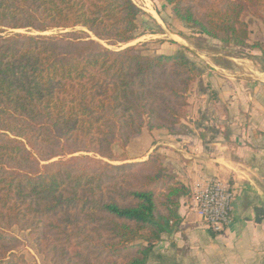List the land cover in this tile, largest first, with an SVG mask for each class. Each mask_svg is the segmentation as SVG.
I'll list each match as a JSON object with an SVG mask.
<instances>
[{
  "label": "trees",
  "instance_id": "obj_1",
  "mask_svg": "<svg viewBox=\"0 0 264 264\" xmlns=\"http://www.w3.org/2000/svg\"><path fill=\"white\" fill-rule=\"evenodd\" d=\"M165 2L193 35L264 59L242 20L264 23V0ZM143 14L134 0H0V264H27L13 227L46 258L59 241V264H147L181 223L190 190L163 156L121 150L143 129L172 132L203 71L130 45L158 34Z\"/></svg>",
  "mask_w": 264,
  "mask_h": 264
},
{
  "label": "crops",
  "instance_id": "obj_2",
  "mask_svg": "<svg viewBox=\"0 0 264 264\" xmlns=\"http://www.w3.org/2000/svg\"><path fill=\"white\" fill-rule=\"evenodd\" d=\"M217 68L226 74V68ZM246 69L232 73L239 84L228 77L218 81L226 115L223 133L181 136L186 148L154 135L152 147L164 146V166L190 191L204 178L228 181L236 190L232 224L220 234L211 233L196 216L201 229L189 225L190 198H184L181 223L162 235L147 264H264V71Z\"/></svg>",
  "mask_w": 264,
  "mask_h": 264
},
{
  "label": "rangeland",
  "instance_id": "obj_3",
  "mask_svg": "<svg viewBox=\"0 0 264 264\" xmlns=\"http://www.w3.org/2000/svg\"><path fill=\"white\" fill-rule=\"evenodd\" d=\"M134 1L144 12L140 20L141 29L158 32V34L145 35L138 38L130 45L147 42L145 46H140L138 48L144 54L148 55H175L182 53L193 62L197 68L201 69L204 74H202L203 77H199L189 89L187 99L188 105L185 107V114L180 124L174 126L171 129L172 132L166 129H154L150 132L143 129L139 135L135 136L129 144L121 150L128 159L127 163L145 161L153 151L161 154L165 159V155L161 151L164 146L156 147V150H152L155 144L154 139L157 137L160 142H175L181 145L180 147H183L185 143L182 138H180L181 136H203L202 134L205 135L208 133L210 135L218 131L223 133V127L226 129V124H224L226 122V115L223 105L220 104L222 101L217 96L218 81L229 78L228 80L234 83L236 80L231 79L232 73L234 71L237 72L239 69L244 72L243 69H246L247 66L259 70V72L264 71V59L258 50L225 46L216 40L193 35L184 24L172 18L170 6L166 4L165 0ZM262 14L264 16V12H262ZM242 20L246 22L249 27V47L253 43L263 42V21L250 14H245ZM156 25H159L161 30H158ZM208 65L216 67L210 68ZM217 66L226 68V74L225 72H221ZM238 73L240 72L238 71ZM235 84H239L238 81H236ZM229 96L232 95L227 94L226 97L229 98ZM184 147L186 148V146ZM142 155L145 156L144 159H136ZM187 207L189 209L187 210L190 219L188 222L189 225L201 229L200 227H202V225L191 211L190 204H188ZM12 234L20 240V245L17 250L24 255L27 264H59L61 258L59 250L62 248L59 241H51L50 246L47 248L50 254L49 257L46 258L44 256L45 254L40 252L27 231H19L16 227H13ZM50 239H52V237H50ZM66 261H73V263L76 261L71 250H68Z\"/></svg>",
  "mask_w": 264,
  "mask_h": 264
},
{
  "label": "built area",
  "instance_id": "obj_4",
  "mask_svg": "<svg viewBox=\"0 0 264 264\" xmlns=\"http://www.w3.org/2000/svg\"><path fill=\"white\" fill-rule=\"evenodd\" d=\"M191 211L213 234L222 233L233 222L236 190L219 177L195 181L190 191Z\"/></svg>",
  "mask_w": 264,
  "mask_h": 264
}]
</instances>
